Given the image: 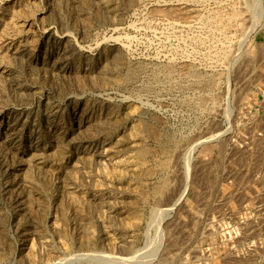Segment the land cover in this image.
Returning <instances> with one entry per match:
<instances>
[{
    "label": "rangeland",
    "instance_id": "rangeland-1",
    "mask_svg": "<svg viewBox=\"0 0 264 264\" xmlns=\"http://www.w3.org/2000/svg\"><path fill=\"white\" fill-rule=\"evenodd\" d=\"M260 2L0 0V264H264Z\"/></svg>",
    "mask_w": 264,
    "mask_h": 264
},
{
    "label": "bare ground",
    "instance_id": "bare-ground-1",
    "mask_svg": "<svg viewBox=\"0 0 264 264\" xmlns=\"http://www.w3.org/2000/svg\"><path fill=\"white\" fill-rule=\"evenodd\" d=\"M257 10H258V14H257V16L256 15H254V16H256V18H257V22H258V20H260L261 21V24H264V2L261 0V2H260V5H258L257 6ZM255 18V17H254ZM254 21V20H253ZM255 22V21H254ZM258 25H260V24H258ZM254 26H255V24H254ZM261 26V25H260ZM116 38V37H115ZM116 39H119L118 37L116 38ZM217 135V134H216ZM214 137H216V136H214V134L213 135H210V136H208L207 138H206V140L207 139H211V138H214ZM197 146V145H196ZM195 146V147H196ZM188 158H190V157H188ZM187 165H188V163H187Z\"/></svg>",
    "mask_w": 264,
    "mask_h": 264
}]
</instances>
